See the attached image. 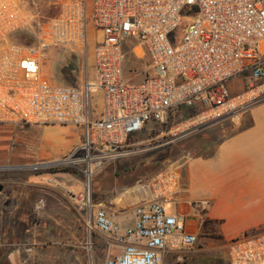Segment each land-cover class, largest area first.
<instances>
[{
    "label": "built area",
    "instance_id": "obj_1",
    "mask_svg": "<svg viewBox=\"0 0 264 264\" xmlns=\"http://www.w3.org/2000/svg\"><path fill=\"white\" fill-rule=\"evenodd\" d=\"M58 5V14L41 28L38 46L31 48L12 39L15 32L32 28L23 1L0 0V126L83 130V143L70 157L35 168L85 164L83 173L92 174L126 156L131 140L147 125L168 124L182 106L201 108L178 124L184 135L264 100V0H59ZM186 5H196L199 16L174 51L168 35ZM51 48L83 53L79 84L66 86L42 76L41 54ZM129 57H147L139 82L124 78ZM237 78L244 86L234 94L228 84ZM79 149L84 156L73 159ZM79 200L88 229L94 231V222L122 246L106 264H160L166 250L198 241L166 212V196L135 204L134 224L125 228L91 200L89 190ZM227 257L228 264H264V225L229 241Z\"/></svg>",
    "mask_w": 264,
    "mask_h": 264
},
{
    "label": "rangeland",
    "instance_id": "obj_2",
    "mask_svg": "<svg viewBox=\"0 0 264 264\" xmlns=\"http://www.w3.org/2000/svg\"><path fill=\"white\" fill-rule=\"evenodd\" d=\"M38 1L42 6H47L48 0ZM49 1L59 2V0ZM198 16L199 10L196 5L182 7L179 12V23L168 35L174 51L178 50L184 30ZM23 31L31 39V43H25L34 45L33 48H36L42 36L41 29L38 26H32ZM42 53L40 67L45 79L57 84L62 83L64 71L68 66L76 69L77 77L81 76L83 53L59 48L46 49ZM127 60L124 70L125 80L128 82L141 81L145 73L147 57L140 60L129 57ZM128 70H135V74L129 75ZM228 86L231 93L235 94L243 90L244 83L242 79L237 78L229 82ZM250 108L239 112H247ZM192 118L194 116L185 119L178 114L175 118L177 121L171 125V128L175 125L172 129L154 123L147 125L144 131L131 140L126 156L107 163L90 174L88 180L87 174L83 173L86 169L85 164H78L75 167L74 164L68 163L58 168L24 169L25 164H33L35 160L34 157L30 159L26 157L28 155L26 153L30 152L29 145L36 141L38 144L34 147L35 152L48 154L52 161L58 159L57 154L60 152H62L61 157H70L73 151L80 148V142L75 143V138L67 137L71 127L43 126L41 129L33 128L28 133H23L26 131L24 127L11 128V138L0 139V168H4L0 170V180H15L19 183L21 189L17 190L19 192L14 194V198L18 202L19 211L23 214L21 219L24 223L17 222L14 215H4L3 224L12 233L10 240L13 239L12 237L14 240H20L19 245L14 243L13 246L1 249L6 256L11 253L8 259L10 264H106L107 261L113 262L120 254V248L99 235L94 222L92 224L94 231L88 229L86 224L88 216L80 209L81 195L89 190L91 200L94 203H101L102 207L112 215L110 211L112 210V198L118 194L115 192V182L120 185L131 183L134 173L136 177V172L140 170L138 168L144 164L155 175L194 157H204L210 152L211 146L210 143L206 144L205 132L211 124L189 134H181L184 127H178V124ZM4 128H0V135L3 134ZM26 144L27 147H24ZM18 153H21V156L18 157ZM83 156L84 150L79 149L72 158ZM112 163L117 165V169L114 170ZM15 168H22V170L12 172L11 169ZM59 168L69 169L70 172H58ZM114 173L119 176L116 181L113 177ZM28 177H31L30 181L34 182V190H30L27 184H22L28 181ZM165 208L169 212L172 206L166 204ZM32 210L35 212V215L31 214L32 217L34 216L32 230L24 233L23 225L27 223L28 213ZM198 238V251L195 256L187 259L185 255H181L183 260L178 261V264H227V248L223 243L215 239Z\"/></svg>",
    "mask_w": 264,
    "mask_h": 264
},
{
    "label": "crops",
    "instance_id": "obj_3",
    "mask_svg": "<svg viewBox=\"0 0 264 264\" xmlns=\"http://www.w3.org/2000/svg\"><path fill=\"white\" fill-rule=\"evenodd\" d=\"M3 127L0 139L11 138V128L16 127L0 126ZM36 127L41 129L43 125L26 126L27 132L23 133L31 132ZM68 127L71 129L67 137L75 138V143L80 142L81 145L83 130L75 126ZM205 138L206 144L210 143L211 147L204 157H194L155 175L144 164L142 168L138 166L140 170L136 172V177L134 173L131 183L120 185L115 182V192L118 194L112 198L110 211L121 228L134 224L135 204L158 194L168 198L164 207L166 204L172 206L169 212L165 208L166 212L175 215L187 232L197 238L204 219L219 221V235L222 238L219 242L226 248L229 241L264 225V100L247 112L226 115L212 123L205 132ZM36 144L37 141L29 145L30 152L26 153V157H34L35 160L33 164L25 166L64 158L60 152L57 154L58 159L52 161L48 154L35 152ZM17 155L19 157L21 153ZM112 165L114 170L117 169L115 163ZM113 177L116 181L119 176L114 173ZM97 232L119 247L121 252L122 246L117 244L113 236L111 238L99 230ZM198 241L194 246L177 251L166 250L160 264H178L179 255L192 259L198 251ZM226 261L228 264V257Z\"/></svg>",
    "mask_w": 264,
    "mask_h": 264
},
{
    "label": "trees",
    "instance_id": "obj_4",
    "mask_svg": "<svg viewBox=\"0 0 264 264\" xmlns=\"http://www.w3.org/2000/svg\"><path fill=\"white\" fill-rule=\"evenodd\" d=\"M24 3L25 8L29 11V13L32 16L31 20V25L33 27L38 26L40 29L44 24L51 19L52 17L56 16L59 12V5L58 1L57 2H50L48 0L47 6H42L38 0H22ZM12 39L14 42L18 44H22L28 47L33 48L34 45H27L26 43H31L30 36L25 33V31L20 30L15 32L12 35ZM26 42V43H25ZM75 53L78 51H74ZM77 56V55H76ZM85 58L83 59L82 63V69H81V76L77 77L76 75V69L72 67H67L64 71L63 74V79L62 83L59 82V84L66 85V86H76L77 84L80 83L82 77H83V72L84 71V62ZM78 62V58L76 60ZM199 111V108L196 107H186L182 106L180 107L179 110H177L175 113L172 114V118L169 121L168 124H165L163 126L171 128V125L173 122L177 121V116L178 114H181L182 118L188 119L193 116H195ZM55 171V170H52ZM58 172L63 171V172H70L69 169H58ZM219 221L215 220H210V219H204L201 227H200V233L199 237L204 238V239H215V240H221V236L219 235Z\"/></svg>",
    "mask_w": 264,
    "mask_h": 264
},
{
    "label": "flooded vegetation",
    "instance_id": "obj_5",
    "mask_svg": "<svg viewBox=\"0 0 264 264\" xmlns=\"http://www.w3.org/2000/svg\"><path fill=\"white\" fill-rule=\"evenodd\" d=\"M23 166V165H21ZM21 166H17V167H21ZM25 166V165H24ZM26 167V166H25ZM28 167V165H27ZM2 169L4 168H0V170L2 171ZM27 169V168H24ZM6 170H10V169H6ZM12 172L13 171H19L22 170V168H15V169H11ZM31 177H28V181L23 182L22 184L25 185L27 184V186H29L30 190H34L33 188V184L34 182L30 181ZM32 185V186H31ZM0 186L2 187L1 191H0V264H10V262L8 261L9 256L11 253L7 254V256L1 251L2 248L4 247H9V246H13L14 243H20V240H14V237H12L13 239L10 240V237L12 236L8 229L5 228L3 221L5 216L4 215H14L16 217V221L17 222H21L22 219L21 217L23 216V214H21V212L19 211V206H18V202L17 200L14 198V194L18 193L19 191H17L18 189H21L19 183H17L15 180L11 181V180H0ZM29 216H28V220L27 223L25 225H23L24 228V233L25 232H30L32 230L33 227V221H34V216L32 217V215H35L34 210L29 211ZM26 215V214H25ZM24 223V221H22Z\"/></svg>",
    "mask_w": 264,
    "mask_h": 264
},
{
    "label": "water",
    "instance_id": "obj_6",
    "mask_svg": "<svg viewBox=\"0 0 264 264\" xmlns=\"http://www.w3.org/2000/svg\"><path fill=\"white\" fill-rule=\"evenodd\" d=\"M32 167L35 168V167H37V166H28V167H25V168H32ZM38 167H39V166H38ZM88 178H89V177H88V175H87V180H88ZM1 189H2V187L0 186V191H1Z\"/></svg>",
    "mask_w": 264,
    "mask_h": 264
},
{
    "label": "bare ground",
    "instance_id": "obj_7",
    "mask_svg": "<svg viewBox=\"0 0 264 264\" xmlns=\"http://www.w3.org/2000/svg\"><path fill=\"white\" fill-rule=\"evenodd\" d=\"M88 177L90 176V173H87Z\"/></svg>",
    "mask_w": 264,
    "mask_h": 264
}]
</instances>
